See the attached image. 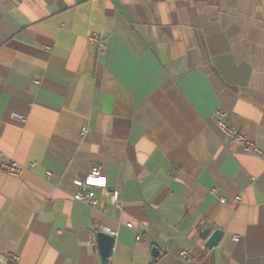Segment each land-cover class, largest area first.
<instances>
[{
	"label": "crops",
	"instance_id": "0c3cea01",
	"mask_svg": "<svg viewBox=\"0 0 264 264\" xmlns=\"http://www.w3.org/2000/svg\"><path fill=\"white\" fill-rule=\"evenodd\" d=\"M217 108L264 152V0H0V251L103 264L102 226L109 264H264V156Z\"/></svg>",
	"mask_w": 264,
	"mask_h": 264
},
{
	"label": "built area",
	"instance_id": "2783aa9c",
	"mask_svg": "<svg viewBox=\"0 0 264 264\" xmlns=\"http://www.w3.org/2000/svg\"><path fill=\"white\" fill-rule=\"evenodd\" d=\"M90 42L100 49L105 48V43L103 40L97 35L93 34L89 36ZM16 118L23 119L19 115H15ZM214 120L219 127V129L229 138L231 142L238 143L242 145L246 151L257 154V155H263L264 152H262L254 141L250 140L241 130L236 128L234 125H232L229 121V115L228 112L222 108H217L213 112ZM33 166V164H31ZM23 166L17 162H10L9 164H6L4 166V170L12 175H20ZM51 173L48 172V175ZM107 186V179L104 176L102 172V168L100 167H94L91 169V171L87 174V176L81 181L80 183V189L78 192L74 194V199L78 200L84 204L94 206L97 203L96 200V194H95V188L96 187H106ZM235 199H239V197H236ZM222 202H225V198H222ZM111 202L113 204L119 205L120 202V196H119V190L118 189H112L111 190ZM128 227L134 228L132 223L127 224ZM99 231H105L110 233L111 235H115L116 232L113 230H109L107 228H104L102 226H97L93 228V238L90 241V244L96 248H98V241H97V233ZM142 233L140 230H137V240H141ZM234 240H238L237 236H233ZM168 249L161 250V253L164 254L167 252ZM181 255L186 262V264H205L204 261L199 259L197 256L192 254L188 251H182ZM21 260V256L18 252H1L0 251V264H18Z\"/></svg>",
	"mask_w": 264,
	"mask_h": 264
},
{
	"label": "water",
	"instance_id": "95a60500",
	"mask_svg": "<svg viewBox=\"0 0 264 264\" xmlns=\"http://www.w3.org/2000/svg\"><path fill=\"white\" fill-rule=\"evenodd\" d=\"M223 234L224 231L222 229H216L212 234L209 229H204V236L207 238L206 245L209 247L216 246ZM97 241L102 263L109 264L115 245V237L108 232L99 231L97 233Z\"/></svg>",
	"mask_w": 264,
	"mask_h": 264
}]
</instances>
